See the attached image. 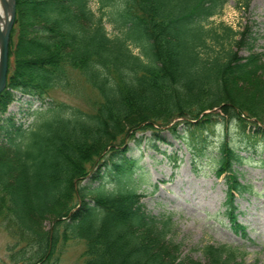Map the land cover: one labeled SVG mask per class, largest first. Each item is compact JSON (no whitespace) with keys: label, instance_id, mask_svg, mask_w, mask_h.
<instances>
[{"label":"trees","instance_id":"obj_1","mask_svg":"<svg viewBox=\"0 0 264 264\" xmlns=\"http://www.w3.org/2000/svg\"><path fill=\"white\" fill-rule=\"evenodd\" d=\"M227 1L98 0L95 14L88 0H15L0 92V226L12 264H58L71 240L83 241V264H200L165 248L168 220L158 227L135 189L140 157L120 148L170 123L191 158L206 154L215 121L233 128L239 146L219 143L214 174L227 227L246 239L232 205L246 187L231 164L241 160L235 148L264 147V48L248 25L210 21ZM232 1L244 10L249 0ZM74 70L97 94L91 110L50 94ZM13 90L34 118L24 126L7 110ZM87 177L97 185L81 184ZM197 250L202 264H249L226 245Z\"/></svg>","mask_w":264,"mask_h":264},{"label":"rangeland","instance_id":"obj_2","mask_svg":"<svg viewBox=\"0 0 264 264\" xmlns=\"http://www.w3.org/2000/svg\"><path fill=\"white\" fill-rule=\"evenodd\" d=\"M97 3L98 0L87 2L95 14H98ZM210 21L221 22L232 29L248 25L253 36H257V49L264 48V0H249L244 10L234 8L233 1L228 0L221 8V13ZM103 26L110 35V25L104 22ZM236 53L243 54L238 48ZM71 75L68 85L64 88L54 87L50 91L52 98L83 111L91 110L97 99L96 92L76 70ZM262 87L264 92V85ZM12 96L13 100L7 105L8 113L11 112L18 122L23 121V126L31 123L34 118L22 116L20 110V107L23 110L26 107L23 106L26 95L13 90ZM37 106V102L32 104V108ZM170 125L158 128L155 133L148 129L135 132L130 138L126 137L124 145L120 147L125 148L124 155L140 157V169L134 173L140 178L134 182L135 189L140 193L138 199L144 210L156 218L158 227L161 222L168 220L162 229L164 241L168 242L165 248L169 250L175 244L173 246L180 255L202 264L204 257L197 250L202 245H226L234 251L235 260L264 264V164H261L264 163V147L255 153L239 148L234 150L241 160L232 163L231 168L236 173L237 181L246 187L243 192L234 194L232 203L236 221L245 228L246 239H241L228 229L227 220L222 215L225 185L222 176L214 174L213 163L217 158L215 150L219 143H226V147L239 146L233 128L222 119L215 121L211 136L207 139L206 154L191 158L176 137L181 133V126L175 125V133H172L167 128ZM90 182L92 187L97 185L89 181L88 177L81 184ZM93 195L89 193L86 198L91 199ZM50 224L51 219L43 221L41 230H48ZM10 242L11 238L0 226V264H12L6 249ZM83 250V241L67 242L63 245L58 264H83Z\"/></svg>","mask_w":264,"mask_h":264},{"label":"water","instance_id":"obj_3","mask_svg":"<svg viewBox=\"0 0 264 264\" xmlns=\"http://www.w3.org/2000/svg\"><path fill=\"white\" fill-rule=\"evenodd\" d=\"M15 0H0V92L6 87L8 68V44L10 29L14 23Z\"/></svg>","mask_w":264,"mask_h":264},{"label":"bare ground","instance_id":"obj_4","mask_svg":"<svg viewBox=\"0 0 264 264\" xmlns=\"http://www.w3.org/2000/svg\"><path fill=\"white\" fill-rule=\"evenodd\" d=\"M1 92H3V91H1ZM182 179V178H181Z\"/></svg>","mask_w":264,"mask_h":264}]
</instances>
